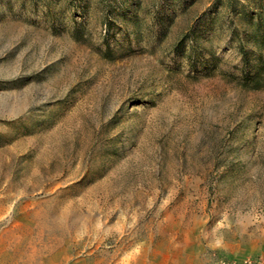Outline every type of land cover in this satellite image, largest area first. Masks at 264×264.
<instances>
[{
	"label": "rangeland",
	"instance_id": "374dc122",
	"mask_svg": "<svg viewBox=\"0 0 264 264\" xmlns=\"http://www.w3.org/2000/svg\"><path fill=\"white\" fill-rule=\"evenodd\" d=\"M106 1L0 0V264H264L247 23L227 0Z\"/></svg>",
	"mask_w": 264,
	"mask_h": 264
},
{
	"label": "trees",
	"instance_id": "16d2710c",
	"mask_svg": "<svg viewBox=\"0 0 264 264\" xmlns=\"http://www.w3.org/2000/svg\"><path fill=\"white\" fill-rule=\"evenodd\" d=\"M101 2L104 19L108 20L107 16L110 11V4L106 0H101ZM226 6L229 7V9H231L230 11H233L235 15H241L248 25L249 31L244 33L242 40H250L258 48V50L247 49L243 43H239L238 49L241 55L240 74L235 77L241 79V81L248 86L262 87L264 86V52H262L261 49L264 47V32L261 31V26L264 18H262L260 10L255 11L254 9H248L242 3L238 5L233 3L232 0H227ZM199 27L200 23L198 22L192 24L189 30L175 44V50H179V47H181L186 40L190 41V47L188 48L189 52L185 55L191 63H193V61H191V51H195L194 46L197 39L196 32L199 30Z\"/></svg>",
	"mask_w": 264,
	"mask_h": 264
}]
</instances>
